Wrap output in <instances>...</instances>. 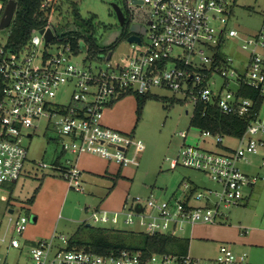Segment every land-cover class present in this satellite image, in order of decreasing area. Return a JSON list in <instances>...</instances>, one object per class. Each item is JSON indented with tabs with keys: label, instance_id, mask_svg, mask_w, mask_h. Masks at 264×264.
Segmentation results:
<instances>
[{
	"label": "built area",
	"instance_id": "2783aa9c",
	"mask_svg": "<svg viewBox=\"0 0 264 264\" xmlns=\"http://www.w3.org/2000/svg\"><path fill=\"white\" fill-rule=\"evenodd\" d=\"M51 1L42 0L40 8L45 9ZM141 3L150 6L151 18L143 25L142 34L134 33L139 40L129 42L130 52L122 65H111V53L109 58L107 53H99L95 58L105 64L103 68L77 67L71 58L81 50L88 54L87 45L79 39L75 52L69 43L54 40L52 21L33 30L17 50L0 42V189L20 177L27 154L23 130L35 128L33 121L39 116L57 117L55 132L68 139L62 143L63 151L73 155L94 154L120 165L136 166V155L143 149V142L103 125L102 107L126 93L143 94L153 87L169 89L189 97L193 107L196 103L214 105L223 114L248 118L238 136L201 131L202 136L213 137L219 151L184 145L178 159L165 158V168L181 164L204 172L212 183L210 186L199 189L183 182L181 196L172 192L168 198L158 199L152 193L137 194L129 196L123 204L125 222L131 223L135 216L146 226V233L180 237L179 232L186 226L214 224L218 218L224 219L223 211L241 203L245 188L264 182V137L260 136L264 135V11L256 33L240 38L241 48L248 54L239 71L223 51L225 36L238 38L236 29L228 26L231 6L225 0H141ZM212 18H217L223 27L216 30L210 23ZM46 28L52 32L47 41ZM40 42L43 48L38 58L40 66L34 68L30 66L32 54L20 56V53ZM196 43L206 46L211 54L195 50ZM218 44H222L220 61L215 59ZM173 46L181 47V53L170 55ZM52 47L56 50L50 51ZM88 57L91 58L89 54ZM169 60L172 65L167 67ZM232 77L234 91L226 88ZM217 78L221 79L218 85ZM65 84L73 87L70 102L67 105L52 102L50 98ZM245 88L255 89L256 98L242 96L240 91ZM178 134L186 137V132ZM223 137H234L237 145L222 146ZM258 157L259 162L255 163ZM251 165L258 170L249 172ZM61 172L70 188L81 190L80 170L75 164H68ZM6 212L4 221H0V264H7L10 248H20L18 236L28 222L25 215ZM118 214L93 210L90 216L94 222L114 224ZM67 240L63 235L53 234L48 239L25 240L23 245L28 247L30 260L13 264H250L245 253H235L226 243L218 246L213 258L162 252L143 260L137 252L127 249L96 254L84 248H68Z\"/></svg>",
	"mask_w": 264,
	"mask_h": 264
},
{
	"label": "rangeland",
	"instance_id": "374dc122",
	"mask_svg": "<svg viewBox=\"0 0 264 264\" xmlns=\"http://www.w3.org/2000/svg\"><path fill=\"white\" fill-rule=\"evenodd\" d=\"M76 2L81 18L91 17L94 26V38L99 45L114 42L110 63L122 65L130 52L127 37L119 38L121 25H119L113 5H119V0H60V13L55 12L52 20L57 32L73 28L85 30L79 20H74L68 15L69 2ZM232 7V17L228 26L236 29L238 38L225 36L223 51L230 56L240 71L248 51L241 48V39L256 33L261 23L264 11V0H225ZM131 14V21L146 25L151 18V8L146 3L126 4ZM210 23L216 30L223 27L217 18H212ZM7 29L0 28V42L5 44ZM194 49H203L210 55L211 50L199 43ZM42 43L29 47L20 53L32 54L31 67H39L38 58L42 52ZM54 47L50 51H55ZM181 47L173 46L170 55L180 54ZM197 55V52H194ZM71 62L79 68L91 66L92 68L104 67V63L94 57L89 58L86 51L81 50L71 58ZM172 62L167 61V67ZM217 78V85L220 83ZM234 91L236 85L234 78H229L226 87ZM73 87L70 84L62 85L55 95L50 98L54 103L67 105ZM193 111V104L189 97H184L179 92L169 89L150 88L145 97L142 109L136 112V96L132 93L123 94L114 98L109 104L102 107L101 123L123 134L133 135L143 142V149L136 155L137 165L122 166L114 161L102 158L99 171L86 167L85 162L94 161L95 155L83 153L79 157L77 168L81 171V190H74L68 186L67 180L62 175L61 169L72 164V155L62 150V143L68 142L55 132L54 122L57 117L39 116L33 121L35 128L23 130V143L26 145V158L22 173L13 183L9 191L0 189V221H4L7 209H13V215L22 214L28 218L26 228L18 236L20 248H10L6 263L29 261L28 247L23 245L25 240L48 239L51 234L58 237L89 242L98 237H115L116 233L138 235L146 232V226L139 223L138 217H133L132 222H125L122 204L127 196L152 193L155 198L166 199L172 192L181 196L184 190L183 182L190 187L203 189L212 183L202 171L183 167L178 164L175 168H164L165 158L178 159L182 146L191 145L207 151H219L213 137L201 135V131L189 123ZM263 111V110H262ZM186 132V137L179 136V132ZM30 132V136L26 133ZM263 136L264 135H260ZM222 146L235 147L237 141L234 137H223ZM224 147V148H225ZM101 159V158H100ZM68 161V162H67ZM259 162V157L254 160ZM44 164V166H42ZM92 170V171H91ZM249 172L258 170L256 165L249 167ZM94 173V174H93ZM245 197L237 206L224 210V219L218 218L216 224L194 225L192 229H185L179 234L189 239L187 252L199 258H213L216 255L218 244L224 236L248 235L251 232L264 236V182L243 190ZM33 195V200L28 198ZM125 199V200H124ZM94 208L120 212L117 221L94 222L91 212ZM149 209H146L148 211ZM111 215V213H109ZM113 225V229L111 226ZM96 227L107 230L101 236L95 233ZM212 229H210V228ZM228 227L229 230H223ZM210 229V230H209ZM246 231V232H245ZM201 238L211 239L206 242ZM227 244V243H226ZM241 244L232 243L231 249L235 253L244 252ZM243 249V250H242ZM248 260V258L246 259Z\"/></svg>",
	"mask_w": 264,
	"mask_h": 264
},
{
	"label": "trees",
	"instance_id": "16d2710c",
	"mask_svg": "<svg viewBox=\"0 0 264 264\" xmlns=\"http://www.w3.org/2000/svg\"><path fill=\"white\" fill-rule=\"evenodd\" d=\"M8 0H0L2 6L6 4ZM16 3L13 18L6 27L7 34L4 46L13 50L21 48L29 39L33 30L50 24L54 18V15L60 13V0H52L49 6L45 9L40 8L42 0H14ZM128 0H119L121 9L126 8ZM128 10V8H126ZM3 8L0 10V16ZM124 10L125 21L121 25V31L119 38L127 37L131 34L128 27L131 23V17H129V10ZM57 11V14L55 12ZM68 15L72 16L74 20H79L81 24L86 27L85 30L78 29H65L62 32H57L55 28L54 40H58L63 43H69L72 49L77 52L79 47V39L83 40L87 45L88 54L91 57H96L99 53L112 52L114 42L106 45H99L94 38V26L91 24V17L81 18L78 12L77 3L69 2V8H67ZM222 44H218V49L215 59L221 60L222 53L220 51ZM128 94V93H126ZM240 94L245 97L256 98V90L252 88H245L240 91ZM136 96V112L139 115L142 109L145 97L147 93L134 94ZM189 123L198 128L200 131L208 130L211 133H220L225 135L238 136L244 130L248 123L247 117H238L235 115L223 114L218 111L214 105H204L202 103H196L193 107L192 114L189 118ZM33 200V195L28 198V201ZM113 229V228H112ZM105 228L96 227L95 233L102 235L106 233ZM116 233L115 237L109 238L98 237L89 242L82 240H75L71 237L68 238V248L77 247L84 248L96 254H107L110 251L118 252L121 249H127L137 252L141 259L148 258L152 253H184L187 241L186 239L171 236L167 233H155L149 234L141 232L138 235L124 233Z\"/></svg>",
	"mask_w": 264,
	"mask_h": 264
},
{
	"label": "crops",
	"instance_id": "0c3cea01",
	"mask_svg": "<svg viewBox=\"0 0 264 264\" xmlns=\"http://www.w3.org/2000/svg\"><path fill=\"white\" fill-rule=\"evenodd\" d=\"M231 9H232V7H231ZM231 17H232V10H231ZM231 20V18L229 19V21ZM83 154V153H82ZM87 154H89V153H87ZM73 155V154H72ZM81 155V154H80ZM80 155H74L73 157H72V160L70 159L69 161H71L73 164H75L76 165V167H77V165L79 164V157H80ZM92 155H94V154H92ZM96 157H94V158H96V159H94V161H92L91 163L89 162H85V165H86V167H88V168H90V169H93V170H95V171H99V169L102 167V164L101 163H99L98 161H100V160H102V157H100V156H98V155H95ZM101 158V159H100ZM104 159V158H103ZM105 160H107V159H105ZM108 161H112V160H108ZM116 163V162H115ZM122 166H124V165H122ZM128 166V165H127ZM92 171V170H91ZM94 174V173H93ZM80 177H81V171H80ZM18 180V179H17ZM16 180V181H17ZM16 181H14V182H16ZM14 182H12V183H7V184H4L3 186H2V188H5V189H7L8 191H9V194H10V190L12 189V186H13V183ZM128 198H129V196H127L124 200L125 201H127L128 200ZM125 201H124V203H125ZM123 203V204H124ZM123 204H122V207H123ZM9 209H11V208H8L7 209V211L9 210ZM93 210H105V211H108V212H112V211H110V210H106V209H98V208H94ZM12 211H13V209H12ZM223 220V222H220V223H224V224H226V220L225 219H222ZM214 224H216V223H214ZM194 225H196V224H194ZM193 225V226H194ZM197 225H202V223H197ZM203 225H208V224H203ZM193 226H188L189 227V229H192L193 228ZM210 228V227H209ZM213 228V227H212ZM212 228H210V229H212ZM223 228V230H229L228 229V227L226 228H224V227H222ZM209 229V230H210ZM246 232V231H245ZM178 238H182V239H186V241H187V246H186V249H185V251H184V253H188L187 252V248H188V244H189V239L190 238H193V236H190V237H184V236H180V237H178ZM202 240H205L206 242H208V241H210L211 239H207V238H201ZM224 240H227V241H223V240H221L220 242H219V244H218V246L221 244V243H227V244H229L230 245V248L232 247V243L234 242V243H237V244H241V246H240V248H243L242 250L244 251V252H242V253H245V258L247 259L248 258V262L250 263V264H264V236L263 235H256V234H254V233H250V234H248V235H244L243 236V234L242 235H240L239 233H237V235L235 234L234 236H229V235H227V236H224V238H223ZM26 241H28V240H26ZM218 248V247H217ZM217 252V251H216ZM171 254H183V253H171ZM189 254V253H188Z\"/></svg>",
	"mask_w": 264,
	"mask_h": 264
},
{
	"label": "water",
	"instance_id": "95a60500",
	"mask_svg": "<svg viewBox=\"0 0 264 264\" xmlns=\"http://www.w3.org/2000/svg\"><path fill=\"white\" fill-rule=\"evenodd\" d=\"M129 3L130 4H141V0H129ZM15 7H16V3L14 0H8L6 2V4L3 7L1 16H0V28L8 27V25L10 24V22L13 18ZM113 9H114V12H115V15H116V18H117L119 25H123V23L125 21V16H124L120 6L117 4H114ZM128 30L132 34L127 36V41L128 42H132V41L137 42L139 40V38L134 33H141L142 34L144 32V26L142 24L137 23V22H132V23H130ZM40 32H42V29H40ZM44 38H45V41L52 38V32H51L50 28H46L44 30ZM110 53H111L110 51L107 52V56H106L107 58H109ZM11 211H12V209L8 210V212H11Z\"/></svg>",
	"mask_w": 264,
	"mask_h": 264
},
{
	"label": "flooded vegetation",
	"instance_id": "af4514ba",
	"mask_svg": "<svg viewBox=\"0 0 264 264\" xmlns=\"http://www.w3.org/2000/svg\"><path fill=\"white\" fill-rule=\"evenodd\" d=\"M127 5H128V3H127ZM119 6L121 7V4L119 3ZM126 8H127V6H126ZM126 8H124V9H121L122 10V12H123V14H124V10L126 11L127 9ZM129 10V9H128ZM127 10V11H128ZM128 14H129V17H131V14H130V12H128ZM131 23H132V21H131Z\"/></svg>",
	"mask_w": 264,
	"mask_h": 264
}]
</instances>
